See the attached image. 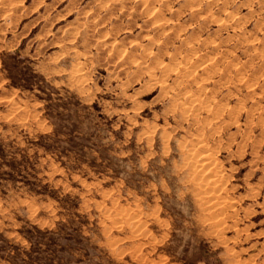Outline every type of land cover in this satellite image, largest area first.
I'll use <instances>...</instances> for the list:
<instances>
[{
    "label": "rangeland",
    "instance_id": "1",
    "mask_svg": "<svg viewBox=\"0 0 264 264\" xmlns=\"http://www.w3.org/2000/svg\"><path fill=\"white\" fill-rule=\"evenodd\" d=\"M0 147V264H264V0H0Z\"/></svg>",
    "mask_w": 264,
    "mask_h": 264
},
{
    "label": "trees",
    "instance_id": "2",
    "mask_svg": "<svg viewBox=\"0 0 264 264\" xmlns=\"http://www.w3.org/2000/svg\"><path fill=\"white\" fill-rule=\"evenodd\" d=\"M55 133H57V130L55 131ZM48 136H46V138H47ZM45 138V137H44ZM49 138V137H48ZM42 139H43V137H42ZM47 149V148H46ZM0 155H2L3 156V153H4V151L3 150H1V147H0ZM28 163V160H27V158L25 157V156H23V158L21 159V160H17V159H13L11 162H9L8 163V167L11 169V170H13L14 171V173H20V172H22L20 169L21 168H19L21 165H23L24 166V170H26V168L27 167H25L26 166V164Z\"/></svg>",
    "mask_w": 264,
    "mask_h": 264
},
{
    "label": "bare ground",
    "instance_id": "3",
    "mask_svg": "<svg viewBox=\"0 0 264 264\" xmlns=\"http://www.w3.org/2000/svg\"><path fill=\"white\" fill-rule=\"evenodd\" d=\"M152 76H153V74L152 75H150L149 77H151L152 78ZM148 77V76H147Z\"/></svg>",
    "mask_w": 264,
    "mask_h": 264
}]
</instances>
